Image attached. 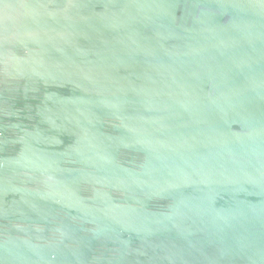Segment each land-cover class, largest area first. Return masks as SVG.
Here are the masks:
<instances>
[{
    "label": "water",
    "instance_id": "water-1",
    "mask_svg": "<svg viewBox=\"0 0 264 264\" xmlns=\"http://www.w3.org/2000/svg\"><path fill=\"white\" fill-rule=\"evenodd\" d=\"M0 264H264V0H0Z\"/></svg>",
    "mask_w": 264,
    "mask_h": 264
}]
</instances>
